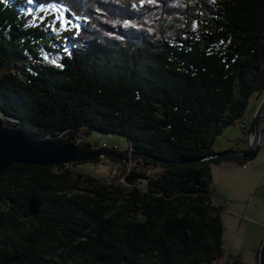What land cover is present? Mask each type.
Returning <instances> with one entry per match:
<instances>
[{"label":"trees","instance_id":"obj_1","mask_svg":"<svg viewBox=\"0 0 264 264\" xmlns=\"http://www.w3.org/2000/svg\"><path fill=\"white\" fill-rule=\"evenodd\" d=\"M50 7L80 24L62 42L25 21ZM0 65L12 68L0 75V124L12 118L55 142L83 129L120 134L131 153L117 163L140 168L127 187L75 173L82 163L11 165L0 176V264L225 256L210 164L244 163L199 159L217 154L215 137L264 94V0H0Z\"/></svg>","mask_w":264,"mask_h":264},{"label":"rangeland","instance_id":"obj_2","mask_svg":"<svg viewBox=\"0 0 264 264\" xmlns=\"http://www.w3.org/2000/svg\"><path fill=\"white\" fill-rule=\"evenodd\" d=\"M25 21L29 25L55 31L56 39L60 42L68 35L74 34L77 31V26L80 25L77 20H66L62 7L30 10ZM11 71L10 66L0 65V75ZM262 95L264 97V94ZM254 98L259 99V96L251 97L247 111L239 123L226 127L221 135L215 137L212 145L215 152L220 153L227 148L230 150L231 147L242 149L248 145L252 135H250V131L254 114L258 107ZM243 122L246 131L241 127ZM88 136L85 137L80 133L77 136V141L81 139L82 142H87L94 148L112 149L118 147L119 149H116L118 152L129 149V140L120 134L93 129ZM223 162L229 161L210 164L211 199L215 206L223 207L220 218L224 227L225 256L218 260V264H228L233 258L246 264H256L258 254L264 244V187L259 186L262 177H259L257 171L256 173L251 172V162L264 173V153L262 149L259 150L256 157L245 162L244 166L238 165L229 171H224L227 165ZM73 169L75 173L95 178L103 184L111 181V178H116L117 182H121L127 187H131V180L134 179L129 172L140 170L134 159H130L120 166L117 162L107 158H101L96 163L84 162L73 166ZM149 173L151 174L152 171ZM76 192L83 193L82 190Z\"/></svg>","mask_w":264,"mask_h":264},{"label":"water","instance_id":"obj_3","mask_svg":"<svg viewBox=\"0 0 264 264\" xmlns=\"http://www.w3.org/2000/svg\"><path fill=\"white\" fill-rule=\"evenodd\" d=\"M254 114L248 150H224L220 153L201 157L199 161L211 159L240 158L242 163L256 157L262 139L261 117L264 113V97L259 101ZM131 150L117 151L108 148H94L90 144L74 139L60 142L40 140L29 135L18 126L5 122L0 124V176L13 164L27 166H65L76 163H96L101 158L120 162ZM41 202L37 198L28 200V209L32 216L39 213Z\"/></svg>","mask_w":264,"mask_h":264},{"label":"crops","instance_id":"obj_4","mask_svg":"<svg viewBox=\"0 0 264 264\" xmlns=\"http://www.w3.org/2000/svg\"><path fill=\"white\" fill-rule=\"evenodd\" d=\"M253 97H256V95H254ZM263 98V97H262ZM262 98H254L255 99V101H256V103H257V105L260 103L259 101H261V99ZM225 131V130H224ZM251 132V131H250ZM261 147V148H260ZM235 147H231V149H234ZM248 148H249V143H248V145L246 146V147H244V148H237L236 150H248ZM262 149V151H263V153H264V136H263V138L261 139V141H260V145H259V149H258V151L259 150H261ZM224 150H228V148L227 149H224ZM258 153V152H257ZM253 162V161H252ZM251 162V172H253V173H256V171H257V173H258V175H259V177H262V181H261V183H260V187L262 186V187H264V173L262 172L263 170H261V169H259V167H255L254 166V164ZM223 163H225V165H227L226 166V168H225V170L224 171H229V170H232L233 168H235V167H237L238 165L239 166H241L240 164H238L237 162H231V161H229V162H223ZM244 166V165H243ZM227 167H230V168H227ZM255 192V191H254Z\"/></svg>","mask_w":264,"mask_h":264},{"label":"built area","instance_id":"obj_5","mask_svg":"<svg viewBox=\"0 0 264 264\" xmlns=\"http://www.w3.org/2000/svg\"><path fill=\"white\" fill-rule=\"evenodd\" d=\"M8 118V117H7ZM6 118V119H7ZM10 120H6V122H8V123H10V124H13V125H15V126H18L17 125V121L16 120H13L12 118H9ZM241 127H242V129L244 130V131H246V126H245V124H244V122L243 123H241ZM261 127L262 128H264V113L262 114V117H261ZM82 134L83 136H86L85 135V132H84V129L83 130H81L79 133H78V136H79V134ZM252 133H250V135H251ZM251 137H252V135H251ZM77 140H78V137L76 138ZM79 141H82L81 139L79 140ZM116 149V148H115ZM66 166H70V165H66ZM218 260L219 259H216L215 261H214V264H218Z\"/></svg>","mask_w":264,"mask_h":264},{"label":"snow or ice","instance_id":"obj_6","mask_svg":"<svg viewBox=\"0 0 264 264\" xmlns=\"http://www.w3.org/2000/svg\"><path fill=\"white\" fill-rule=\"evenodd\" d=\"M32 2V0H29V3H31ZM150 2H151V0H150ZM78 27V26H77Z\"/></svg>","mask_w":264,"mask_h":264}]
</instances>
